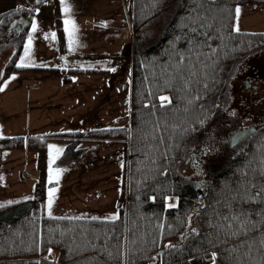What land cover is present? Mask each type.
Listing matches in <instances>:
<instances>
[{"label":"trees","instance_id":"trees-1","mask_svg":"<svg viewBox=\"0 0 264 264\" xmlns=\"http://www.w3.org/2000/svg\"><path fill=\"white\" fill-rule=\"evenodd\" d=\"M43 1L49 0H19L0 12V40L8 37L5 43L16 45L0 87L15 72L61 74L67 82L78 73L109 72L73 62L19 66L32 24L13 36L11 29L23 15L33 22ZM52 1L57 44L64 51L61 8ZM243 2L264 5V0H128L133 36L121 52L129 55L128 125L59 134L76 140L65 148L72 156L81 140L123 143L122 204L116 219L49 215L51 136L0 135V151H34L39 170L31 195L0 204V264H264V96L245 104L247 112L236 105L234 111L239 110L231 113L222 103L226 92L221 94L229 68L264 49V31L235 28L236 9ZM164 12L170 18L158 39L144 46L145 28ZM162 96L170 98L163 106ZM245 127L251 132L231 147L229 133ZM196 150L213 159L197 165L199 155L191 156ZM189 160V171H204V181H195L199 174L188 180L177 171ZM257 193L259 198L249 199ZM244 220L252 222L246 231L240 228ZM191 224L195 229L185 236Z\"/></svg>","mask_w":264,"mask_h":264},{"label":"rangeland","instance_id":"rangeland-1","mask_svg":"<svg viewBox=\"0 0 264 264\" xmlns=\"http://www.w3.org/2000/svg\"><path fill=\"white\" fill-rule=\"evenodd\" d=\"M58 1L65 30L68 31L72 25L75 29L74 44L69 48V43H67V50L63 51L60 48V52L73 51L76 53L78 50L81 51L86 44L91 45L94 51L90 53L93 57L90 60H77L70 64L69 56H66L62 63L58 60L57 64L51 66H69V64L83 67L100 66L104 70L109 69L110 76L103 78L100 82L102 73L93 74L90 79H79L65 84L55 80L56 75L59 74L43 73L41 75L43 78H53L48 81V84L42 85L39 80L29 81L39 75L38 72L13 73L3 81L0 87V135H39L37 131H40L42 135L51 136L47 168L48 179L52 181L50 188H55L56 192L51 208L47 207L48 214L50 212V215L118 217L120 214L118 201L121 199L125 156L123 143L116 139L81 140L77 142V149H81L79 156H72L70 151L66 153L65 148L74 144L73 141L76 140L59 134L88 129L78 128L83 127L85 123H88L89 128H100L125 125L129 120V55L121 56L127 41L132 42L133 36V31L128 25V0ZM65 3L70 9L67 13L64 11ZM40 6L33 22L27 16H20L11 29L10 36L20 31L19 29L14 30V27L22 22V17L30 19L26 26L33 25V23L37 26L38 18L46 20L44 24L51 26L56 32L55 3L52 0L43 1ZM237 8L240 12L236 17V29L264 31L263 4L243 2L239 3ZM169 18L170 14L164 12L145 28L149 38L143 39L144 46L158 39L160 29L166 25ZM65 19L72 21V25H65ZM66 38H69L68 32H66ZM8 40V37L0 40V80L6 63L16 51L15 44L5 43ZM19 63L24 64L21 56ZM26 65L43 64L39 62ZM21 74V78L25 76L26 80L18 81L17 77ZM247 80L250 82L249 87L245 86ZM93 81L97 84L101 83L99 91L88 92L86 88L83 89L84 85ZM225 82V89L221 93L226 92V99L222 100L225 110L235 113L239 110L234 111L238 105L247 112L248 107L245 104L264 96V49L230 67ZM77 99L84 102L76 104ZM249 122L250 118H247L244 124ZM92 124L94 126H91ZM242 140L243 138L234 141V136H232L229 139L230 146L236 147ZM203 154L204 152L199 156L198 154L193 155L198 156L194 160L201 167L203 163L206 165L209 160L213 159V156L207 157V153ZM37 162L38 156L31 150L6 149L0 151V204L32 194L35 185L34 178L39 176ZM189 162L190 160L185 163V167L183 163H180L177 171L179 170L178 172L188 180H194L195 175L199 174L195 181H204V171L201 173L199 168L200 172H197V168L189 171ZM194 229L195 225L191 224L185 236ZM52 255L55 256V252Z\"/></svg>","mask_w":264,"mask_h":264},{"label":"crops","instance_id":"crops-1","mask_svg":"<svg viewBox=\"0 0 264 264\" xmlns=\"http://www.w3.org/2000/svg\"><path fill=\"white\" fill-rule=\"evenodd\" d=\"M18 2H19V0H0V12L16 6L18 4ZM40 16H41V14H40ZM42 17H44V16H42ZM34 18H35V16H34ZM45 21L46 20L38 18L37 22H39V24L36 26V31L33 32L32 26H30V28L28 30V35L26 37L25 46H24L22 54H21V59H24L25 65L29 64V63L37 64L39 62H42L43 65L51 66V65L57 64L58 60L60 61V63H62L66 56H69V59H70L69 63L77 61L76 59H78V58H80L83 61L90 60L93 58L89 51H94V49L91 45H87V44H86V46L82 47L81 51L78 50V51H76V53H73V51H70L69 53H66V52L63 53V51L60 52V50H59L60 48L57 44V34L51 26H46L44 24ZM90 24L91 23H89V25ZM98 24H100V23H98ZM66 32H68V31L66 30ZM53 34H54V36H53ZM29 36H31V38H32L30 48L28 47ZM67 43H69V38H67ZM26 50L28 52V55H25ZM101 57L105 58V56H101ZM15 73H18V72H15ZM99 73H102V75L100 76V82L103 78L110 76L109 72H95V73H82V74L78 73L71 78V82H67L63 79V75L59 74V75H56L55 80L57 82H60V83L70 84V83H73V81H78L79 79H90L91 78L90 76H92L93 74H99ZM12 74H10L8 77H10ZM41 75L42 74L36 75L33 77L34 79L33 78L29 79V81L36 82L39 80V81H41L40 84L43 85V84H48V81H50L53 78V77L43 78ZM21 77H22V74H21V76L17 77L18 81L21 79L26 80L25 76H23V78H21ZM100 82H99V84L95 83L94 81L91 83H88V84L84 85L83 89L85 90V88H86L88 90V92L94 91V90L99 91V88H101ZM80 102H84V101L77 99L76 104H80ZM87 124L88 123L84 124V126L86 125L85 127L83 126V127H78V128H89L90 126H88ZM91 126H94V124H92ZM35 130H38V129H35ZM37 134L42 135L43 133H40V131H37ZM107 143L110 144V142H107ZM77 144L78 143H75V145H74V151L77 149ZM70 146H72V145H70ZM80 150L81 149H77L78 152L75 156H79ZM59 156H61V155H59ZM80 156H82V155H80ZM124 158H125V156H124ZM36 179H37V177L34 178V181H36ZM48 182L49 183L47 186V192L50 188L52 181H50L48 179ZM120 198H121V194H120ZM121 204H122V198L118 201L119 207ZM47 207H48V204H47Z\"/></svg>","mask_w":264,"mask_h":264},{"label":"snow or ice","instance_id":"snow-or-ice-1","mask_svg":"<svg viewBox=\"0 0 264 264\" xmlns=\"http://www.w3.org/2000/svg\"><path fill=\"white\" fill-rule=\"evenodd\" d=\"M69 10L70 9H69L68 5L65 3L64 11L67 13ZM37 11H38V9H37ZM236 12L239 13L240 12V9L237 8L236 9ZM64 23H65V25H72V21H70L69 19H65ZM32 30H33V32L36 31V25L34 23L32 25ZM74 30H75L74 29V25H72V27L68 28V33H69V48H71L72 45H73V43H74V40H73ZM236 30L239 31L238 28ZM53 36H54V34H53ZM31 41H32V38H31V36H29V41H28V47L29 48L31 47ZM25 55H28L27 50L25 52ZM19 66H24V65L22 63ZM112 71H115V69H112ZM160 100L162 101V106H163V102H165V101L170 102V98L169 97H166V96L160 97ZM50 147H55V146H50ZM55 192H56V189L55 188H50L48 190V207H49V209L51 208L52 199H53V196H54V193ZM259 197H260V193H257L256 197H249V199H256V198H259ZM0 206H2V205H0ZM172 206H174V205H171V204L169 205V207H172ZM50 214L51 213L49 212V215ZM241 215H246V213H242ZM116 218H117L116 216H113L110 219H116ZM93 219H96V218L94 217ZM236 219L239 220V217H236ZM250 223H252V222L251 221H248V220H244V221L240 222V228H241V230L246 231L247 230V225L250 224ZM233 234L235 235L236 233H233ZM262 243H264V241H262ZM49 251H51V250H49ZM213 256H215V253H213ZM213 264H214V261H213Z\"/></svg>","mask_w":264,"mask_h":264},{"label":"water","instance_id":"water-1","mask_svg":"<svg viewBox=\"0 0 264 264\" xmlns=\"http://www.w3.org/2000/svg\"><path fill=\"white\" fill-rule=\"evenodd\" d=\"M21 19H22V22L17 24L14 27V30L21 29L22 27L26 26L27 23L30 22V19H28L26 17H22ZM245 85L249 87L250 82L247 80ZM251 130H252V127H245V128L240 129V130H235L234 133H232L234 136V141L237 139H241V138L245 137L247 134H249L251 132Z\"/></svg>","mask_w":264,"mask_h":264},{"label":"flooded vegetation","instance_id":"flooded-vegetation-1","mask_svg":"<svg viewBox=\"0 0 264 264\" xmlns=\"http://www.w3.org/2000/svg\"><path fill=\"white\" fill-rule=\"evenodd\" d=\"M203 152L201 151V150H199V151H193V154L191 155V156H193L194 154H198V155H200V154H202ZM191 162V165H193V160L192 161H190Z\"/></svg>","mask_w":264,"mask_h":264},{"label":"bare ground","instance_id":"bare-ground-1","mask_svg":"<svg viewBox=\"0 0 264 264\" xmlns=\"http://www.w3.org/2000/svg\"><path fill=\"white\" fill-rule=\"evenodd\" d=\"M138 43V42H137ZM33 176V175H32ZM34 178V177H33Z\"/></svg>","mask_w":264,"mask_h":264}]
</instances>
